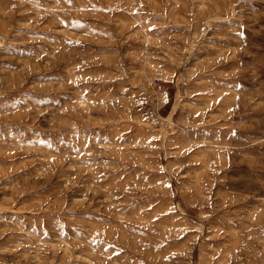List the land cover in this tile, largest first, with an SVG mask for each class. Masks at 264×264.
<instances>
[{
    "label": "rangeland",
    "instance_id": "1",
    "mask_svg": "<svg viewBox=\"0 0 264 264\" xmlns=\"http://www.w3.org/2000/svg\"><path fill=\"white\" fill-rule=\"evenodd\" d=\"M217 1L0 0V264H264V0Z\"/></svg>",
    "mask_w": 264,
    "mask_h": 264
},
{
    "label": "bare ground",
    "instance_id": "2",
    "mask_svg": "<svg viewBox=\"0 0 264 264\" xmlns=\"http://www.w3.org/2000/svg\"><path fill=\"white\" fill-rule=\"evenodd\" d=\"M217 1V0H216ZM223 1V0H222ZM218 2V1H217ZM235 2V1H234ZM219 3V2H218ZM225 3V2H224ZM222 5H223V3H222ZM225 5V4H224ZM226 6V5H225ZM230 6V5H229ZM207 7V6H206ZM220 7V6H219ZM216 11V10H215ZM231 12H232V10H231ZM214 14L216 13V12H213ZM230 15V14H229ZM207 16V15H206ZM218 16V15H217ZM214 20V19H213ZM228 20V19H227ZM214 25V24H213ZM212 28V27H211ZM1 43V42H0Z\"/></svg>",
    "mask_w": 264,
    "mask_h": 264
}]
</instances>
